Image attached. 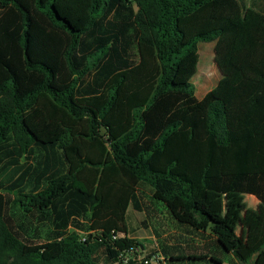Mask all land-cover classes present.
<instances>
[{"label":"trees","instance_id":"trees-1","mask_svg":"<svg viewBox=\"0 0 264 264\" xmlns=\"http://www.w3.org/2000/svg\"><path fill=\"white\" fill-rule=\"evenodd\" d=\"M122 11L126 50L98 33ZM211 42L222 79L200 100L198 45ZM35 151L46 159L0 182V264H139L126 219L142 185L239 264H264V0H0V172ZM209 192L256 198L245 237ZM13 205L53 216L57 238L24 242ZM82 217L92 234L68 232Z\"/></svg>","mask_w":264,"mask_h":264},{"label":"rangeland","instance_id":"rangeland-1","mask_svg":"<svg viewBox=\"0 0 264 264\" xmlns=\"http://www.w3.org/2000/svg\"><path fill=\"white\" fill-rule=\"evenodd\" d=\"M245 2L247 5L250 4V0H245ZM126 22V12L111 13L99 21L98 33L109 32L107 34L121 35V47L126 50L123 41L127 40L131 44L133 43L132 32L128 30L126 36L123 33L122 27ZM215 45L216 42L199 43L198 45L199 64L197 73L191 82L198 99H202L213 90L222 79V73L215 62ZM130 53L133 61H137L138 55L135 46H132ZM99 73L97 69H94L91 80L98 75L102 76ZM45 159L46 154L39 151H35L34 155L29 158L19 159L16 166L10 167L5 173L0 172V182L6 181L10 177L16 179L24 168L30 165L36 167L41 160ZM7 161V159L4 160L3 164ZM20 167H23L21 171L15 173ZM59 167L62 168L60 164ZM251 199L253 197L248 195L232 194L226 197L212 192L207 193L209 208L222 215L228 225L242 238L246 234L243 221L245 214L255 208ZM138 200L140 210H136L131 204L127 211L126 236L140 244L139 248L129 255L130 259L138 261L139 264L147 260L150 261V264H160L157 261L158 258H169L170 255L177 256L179 254L187 259L190 255L199 256L202 254V256L209 257V254L205 253L217 254L215 236L211 231L208 230L205 236H201L191 232L190 228L179 225L169 215L166 207L154 200L151 188L145 185L140 186ZM7 218L9 224L26 243L42 245L57 238L59 233L53 216L44 218L41 215L25 213L15 205L8 209ZM90 226L91 221L82 217L72 220L67 231L85 236L92 234ZM224 256L226 259L223 260H226V264H236L235 260L228 258L227 254L224 253Z\"/></svg>","mask_w":264,"mask_h":264},{"label":"crops","instance_id":"crops-1","mask_svg":"<svg viewBox=\"0 0 264 264\" xmlns=\"http://www.w3.org/2000/svg\"><path fill=\"white\" fill-rule=\"evenodd\" d=\"M201 100V99H200ZM240 195V194H239ZM230 196V195H229ZM248 196H250V195H248ZM228 197V196H227ZM251 197H253V196H251ZM227 199V198H226ZM251 201H252V204H253V207L255 206V208H254V210L256 209V207H257V205H258V201L256 200V198L255 197H253V199H251ZM188 230V229H187ZM191 232H194L195 234H199V235H201V236H205V234H207V232H205V233H202V232H196V231H193V230H191ZM215 240H216V238H215ZM216 247H217V244H216ZM217 254H213V253H205V254H209V257L208 256H202V254H199V256H196V255H190V256H188L187 257V259H185L183 256H180L179 254L177 255V256H174V255H170V257L169 258H166L167 260H168V262H169V264H191L190 263V261H189V257H207L205 260H201V261H196V263H193V264H206L205 263V261H209L210 259H211V256L213 255V256H216V257H218L219 259H221L222 261H223V264H226L225 262H226V260H223V259H226V257L224 256V253L221 251V250H219L218 248H217ZM179 258H181V259H183V260H180ZM228 258H232L233 260H235V258L232 256V255H228ZM235 262H236V264H239L236 260H235Z\"/></svg>","mask_w":264,"mask_h":264},{"label":"built area","instance_id":"built-area-1","mask_svg":"<svg viewBox=\"0 0 264 264\" xmlns=\"http://www.w3.org/2000/svg\"><path fill=\"white\" fill-rule=\"evenodd\" d=\"M151 261H152V259H151ZM157 261H159L160 264H169L168 260L165 257H160V258H158ZM142 264H150V261L147 260V261L143 262Z\"/></svg>","mask_w":264,"mask_h":264}]
</instances>
